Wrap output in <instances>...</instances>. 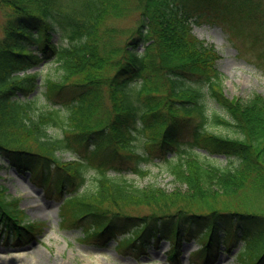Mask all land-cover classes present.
Masks as SVG:
<instances>
[{"label": "trees", "instance_id": "obj_1", "mask_svg": "<svg viewBox=\"0 0 264 264\" xmlns=\"http://www.w3.org/2000/svg\"><path fill=\"white\" fill-rule=\"evenodd\" d=\"M189 1L258 41L264 0H0V156L58 200L61 224L84 222L85 237L126 231L118 247L137 250L194 239L198 260L241 241L236 263L264 264V95H225L220 52L192 32ZM129 17L135 26L121 24ZM51 62L56 78L29 71ZM152 164L174 191L127 178ZM7 192L0 182L4 239L37 237L45 222Z\"/></svg>", "mask_w": 264, "mask_h": 264}, {"label": "rangeland", "instance_id": "obj_2", "mask_svg": "<svg viewBox=\"0 0 264 264\" xmlns=\"http://www.w3.org/2000/svg\"><path fill=\"white\" fill-rule=\"evenodd\" d=\"M189 4L192 32L213 43L220 52L221 58L217 66L223 73L225 95L229 98L247 97L258 92L264 95V27L255 28L259 39L254 43L252 36L245 33L232 35L227 27L217 22L213 9L208 7L209 3L199 1L195 5L189 1ZM121 24L126 27L135 26L134 17L124 19ZM124 37H121L123 42ZM55 68L56 64L51 62L29 71H40L39 79L56 78L58 75ZM53 132L60 133V130ZM222 132L233 134L229 130ZM59 155L63 161L71 158L69 151ZM213 158L222 165L228 164L224 156L217 155ZM143 166L146 167L145 164ZM149 167L152 171L148 175L128 172L127 178L140 187L156 184L174 191L178 186V182L167 170L156 164ZM0 182L8 188V197L18 199L17 206L24 213V218L45 222L43 232L22 243H14L12 240L6 242L0 233V264H237L234 255L241 241H237L230 252L220 249L209 260H198L192 253L201 248V243H196L194 239L186 241L178 238L175 246L168 238L155 242L145 240L143 247L138 250L119 248L114 238L105 237L101 241L87 239L83 234L86 227L84 222L67 221L61 224L58 200L31 179L26 170L20 171L8 165V160L1 156ZM122 235L123 232L117 233V240ZM171 248L176 251L170 250ZM170 252L175 256L171 257Z\"/></svg>", "mask_w": 264, "mask_h": 264}]
</instances>
